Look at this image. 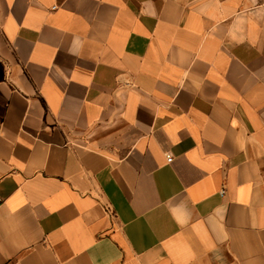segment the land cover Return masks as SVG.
I'll return each instance as SVG.
<instances>
[{
	"label": "crops",
	"instance_id": "crops-1",
	"mask_svg": "<svg viewBox=\"0 0 264 264\" xmlns=\"http://www.w3.org/2000/svg\"><path fill=\"white\" fill-rule=\"evenodd\" d=\"M0 264H264V0H0Z\"/></svg>",
	"mask_w": 264,
	"mask_h": 264
},
{
	"label": "built area",
	"instance_id": "built-area-1",
	"mask_svg": "<svg viewBox=\"0 0 264 264\" xmlns=\"http://www.w3.org/2000/svg\"><path fill=\"white\" fill-rule=\"evenodd\" d=\"M173 160V158L172 157H170V156H167V162H171Z\"/></svg>",
	"mask_w": 264,
	"mask_h": 264
}]
</instances>
